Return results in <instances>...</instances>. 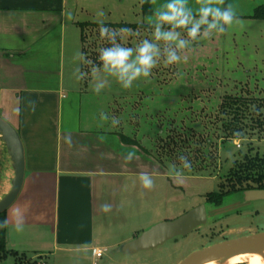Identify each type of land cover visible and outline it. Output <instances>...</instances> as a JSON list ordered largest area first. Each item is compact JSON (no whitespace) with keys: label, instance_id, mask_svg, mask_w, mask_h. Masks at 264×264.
Listing matches in <instances>:
<instances>
[{"label":"crops","instance_id":"1","mask_svg":"<svg viewBox=\"0 0 264 264\" xmlns=\"http://www.w3.org/2000/svg\"><path fill=\"white\" fill-rule=\"evenodd\" d=\"M163 2L0 0V115L14 124L25 151L24 185L6 216L9 251L51 264H75L88 255L95 264L93 252L101 249L102 238L121 232L116 239H123L130 226L155 224L151 220L158 205L169 202L176 176L101 118L107 115L100 107L106 88L97 94L91 79L73 76L77 64L86 69L74 56L79 51L87 59L88 33L99 30L92 24L102 19L151 32L144 20ZM216 3L231 4L237 23L263 24L264 36V20L254 18L264 0ZM101 10L103 18L97 17ZM128 18L142 23H127ZM29 100L36 102L35 111L27 108ZM132 150L136 158L128 163L124 157ZM141 173L151 175L150 189L142 186ZM103 204L110 210H102ZM17 220L24 225L19 232ZM121 240L114 246L128 239Z\"/></svg>","mask_w":264,"mask_h":264},{"label":"rangeland","instance_id":"2","mask_svg":"<svg viewBox=\"0 0 264 264\" xmlns=\"http://www.w3.org/2000/svg\"><path fill=\"white\" fill-rule=\"evenodd\" d=\"M126 21L142 23L135 18ZM144 21L148 24L147 18ZM261 30V23H234L225 33L200 40L182 52L184 59L180 63L158 64L149 80L138 81L131 89H122L114 81H109L106 92L101 93L104 103L100 105L109 117L106 122L111 124L112 117L118 118L120 122L116 126L124 135L139 141L145 153L151 154L176 176L173 181L176 188L171 191L169 202L157 204L156 216L151 220L155 224L146 222L140 223L139 227L130 226L127 236L123 237L128 239L127 242L116 246L122 239H116L121 232L102 238L98 247L106 250V254L95 263L180 264L194 252L209 246L264 232V202L236 211L228 199L219 206L224 208L220 210L206 201L208 194L220 192L233 162L241 158L239 150L244 154L252 144V154L258 151L264 155V136L258 131L246 132L242 139L232 140L226 136L222 126L226 116L221 107L223 101L232 96L256 100L264 109V36L260 34ZM91 31L86 41L87 59L98 63V49L108 44L100 38L98 29ZM135 33L125 36V46H134L151 37L149 31ZM236 140L241 141L240 149L234 144ZM181 153L188 158L191 169L182 167ZM0 163L1 200L9 192L13 177L1 139ZM200 205L209 206L211 216L207 225L188 236L131 256L114 253L120 245L133 241L155 225L176 220ZM93 263L87 255L75 264ZM1 264H51V261L26 256L20 263L9 257Z\"/></svg>","mask_w":264,"mask_h":264},{"label":"clouds","instance_id":"3","mask_svg":"<svg viewBox=\"0 0 264 264\" xmlns=\"http://www.w3.org/2000/svg\"><path fill=\"white\" fill-rule=\"evenodd\" d=\"M104 11H98L97 17L103 18ZM151 28V37L144 38L134 46H125V36L135 35L130 27L112 28L102 19L98 20L99 36L106 40L108 46L98 49L97 61L93 63L86 59L84 53L76 52L74 60L86 64L88 70H82L77 64L73 76L77 81L91 77L92 90L99 94L104 90L109 81H114L122 89H131L138 81H147L152 75L153 69L158 64L165 66L178 64L184 59L181 53L200 40L210 38L226 30L237 23V13L231 4L220 6L216 0H198L192 5L190 0H164L163 3L151 9L147 18ZM35 101H27V108L35 111ZM102 119H109L102 114ZM119 119L111 118V124L116 126ZM65 141L71 143V136H65ZM136 158L135 150L125 154V161L131 163ZM184 169H191L188 158L179 157ZM142 186L150 189L153 179L149 173H141ZM102 210H110V205H101ZM9 225L7 218L0 219V230ZM22 220H17L15 230H23Z\"/></svg>","mask_w":264,"mask_h":264},{"label":"water","instance_id":"4","mask_svg":"<svg viewBox=\"0 0 264 264\" xmlns=\"http://www.w3.org/2000/svg\"><path fill=\"white\" fill-rule=\"evenodd\" d=\"M0 139L13 170L9 192L0 200V216L17 201L25 180V151L18 130L0 115ZM232 201L233 210L240 211L257 202H264V190H246L226 198ZM231 204V203H230ZM211 206H214L211 204ZM223 207H219L220 210ZM224 209V208H223ZM209 206L200 205L173 221H165L144 232L133 241L120 245L115 254L135 255L155 250L167 242L186 237L207 225L211 216ZM220 211H216L218 213ZM264 251V232L227 240L191 254L180 264H206L219 259H230L243 254Z\"/></svg>","mask_w":264,"mask_h":264},{"label":"trees","instance_id":"5","mask_svg":"<svg viewBox=\"0 0 264 264\" xmlns=\"http://www.w3.org/2000/svg\"><path fill=\"white\" fill-rule=\"evenodd\" d=\"M144 4L146 10L147 4L146 2H144ZM254 18L264 20V7L256 11ZM107 25L112 28L130 27L134 31L143 28L139 25L129 24ZM92 26L99 27L97 24H92ZM257 103L256 100L249 98L232 96L227 97L225 101H223L221 107L222 113L226 116V120H224L222 126L228 138L232 140L242 139V137L246 135V132L249 131H252V133L258 131V134L260 133L264 136V109L262 110V107ZM123 137V140L128 144L138 146L145 151L138 141L130 137ZM167 137L169 136L167 135ZM253 148L252 144H249V149L247 148L248 151L244 154L242 150H239L238 155L241 156V158L233 162L231 168L224 177V183L220 186V192L207 195L206 201L209 204L219 207L223 205V201H225L226 198L233 194L246 190H264V155H261L258 151L252 154ZM180 155H182V153ZM4 218H6V213L0 216V219ZM9 257L14 258L15 261L20 263L23 258L26 259L25 255L19 256L16 252L7 249L6 228L0 230V264Z\"/></svg>","mask_w":264,"mask_h":264},{"label":"bare ground","instance_id":"6","mask_svg":"<svg viewBox=\"0 0 264 264\" xmlns=\"http://www.w3.org/2000/svg\"><path fill=\"white\" fill-rule=\"evenodd\" d=\"M206 264H264V251L260 253L243 254L230 259H219Z\"/></svg>","mask_w":264,"mask_h":264},{"label":"built area","instance_id":"7","mask_svg":"<svg viewBox=\"0 0 264 264\" xmlns=\"http://www.w3.org/2000/svg\"><path fill=\"white\" fill-rule=\"evenodd\" d=\"M240 142H241V141H238V140L234 141V144H235V146H236L238 149L241 148V144H240ZM93 253H94V257H95V259H96V260H99V259H102V258L105 256V254H106V250L96 249V250H94ZM95 264H97V263H95Z\"/></svg>","mask_w":264,"mask_h":264}]
</instances>
